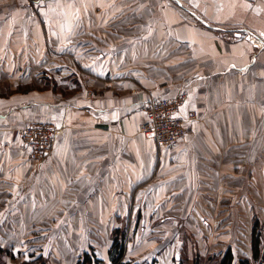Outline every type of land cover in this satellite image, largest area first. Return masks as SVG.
<instances>
[{"label":"crops","instance_id":"obj_1","mask_svg":"<svg viewBox=\"0 0 264 264\" xmlns=\"http://www.w3.org/2000/svg\"><path fill=\"white\" fill-rule=\"evenodd\" d=\"M43 9L57 22H35ZM17 72L55 77L58 92L0 105V223L73 222L82 237L81 224L122 218L143 247L170 240L131 249L141 264H171L182 223L193 264L229 246L252 257L250 233L242 253L228 231L216 239L202 224H237L236 207L264 201V0H0V78ZM184 90L179 114L198 118L159 149L139 131L144 106ZM49 116L59 129L37 159L10 132Z\"/></svg>","mask_w":264,"mask_h":264},{"label":"rangeland","instance_id":"obj_2","mask_svg":"<svg viewBox=\"0 0 264 264\" xmlns=\"http://www.w3.org/2000/svg\"><path fill=\"white\" fill-rule=\"evenodd\" d=\"M29 1V0H28ZM47 0H42L39 2H32V4H42ZM30 2V1H29ZM37 8V7H36ZM42 10L37 11L34 16L35 22L39 23H55L57 22V9L52 10ZM40 12V13H39ZM23 31V30H22ZM20 30V33L22 32ZM49 51L52 52L53 48H49ZM55 53V52H54ZM53 53V54H54ZM41 66V64H37ZM25 63H21V67H24ZM56 66V63L54 64ZM40 67L39 69H41ZM49 69L48 67H46ZM12 68H6V70H11ZM54 70V67H53ZM35 72V71H34ZM36 74V73H34ZM15 77H3L0 78V105L7 107L11 102H19L20 97H26L27 95L34 97L31 93V90H40L43 86L50 88L55 93L58 92V80L55 77H44L40 76H30V73H14ZM42 82L44 84L42 85ZM46 88V89H47ZM92 90V89H89ZM88 91V90H87ZM94 91V90H92ZM95 93V91H94ZM193 94H191L192 96ZM27 96V97H29ZM87 96V95H86ZM178 96V95H177ZM174 96V97H177ZM171 97V98H174ZM189 98V97H188ZM29 99V98H28ZM51 99L56 100L57 97L52 94ZM27 100V99H26ZM22 102L25 100H21ZM196 111L197 115L198 111ZM190 111V112H192ZM23 113L19 112L20 116ZM27 114V113H26ZM55 113H50L53 115ZM198 118V116H197ZM196 118V119H197ZM195 120V119H194ZM33 122H44L55 124L56 119L53 116L41 120H29L24 123L19 124L14 131L11 130L13 134V142H17L19 145H22V148H26L30 153L33 154L32 147L26 144L21 136L22 130L27 127L30 123ZM56 125V124H55ZM56 135L53 139H55ZM14 142V143H15ZM53 143V141H52ZM34 156V154H33ZM260 193H256L257 198ZM254 200V199H253ZM254 202L259 203V205L251 207H236L234 209V214L237 219V224L228 223H212L202 224L203 230L210 233L211 230H214V236L210 234L209 237L219 238L221 234L228 231V238L234 241L239 242V248L242 253L245 252V243L247 242L248 234L252 232V227L255 219L260 220V228L262 231V238L264 242V204L260 199L254 200ZM84 209V208H83ZM217 210L225 211L226 208H217ZM227 213V212H226ZM242 216V219H238V216ZM230 216L232 217V210L230 211ZM4 219V218H3ZM229 219L226 217V220ZM225 220V219H224ZM241 220V222H240ZM235 222V221H234ZM236 223V222H235ZM16 226V230L10 233V227ZM75 225L71 223H62V222H33V223H11L8 221H3L0 223V264H78L79 261L84 260V254L88 253L90 261L87 264H104L102 249H106L108 244L109 250L112 245V242L115 237L124 242L125 252L122 260L119 262H113L111 257H108L105 253V257L109 264H141V261H138L133 258H129L128 254L131 253V249L134 251L139 248L142 250L145 247H149L155 244L154 248H160L167 246L170 243V240L161 239L159 243H153L143 247V239L140 237L139 233L136 234L135 227L138 226L135 223L124 222L120 218L119 222H93V223H84L81 224L82 237L81 233H75ZM154 225L152 224V227ZM156 226H160L157 224ZM151 224H149V229L151 230ZM179 229V244H182L181 253L177 252L172 259L174 264H193L195 259L200 257L199 254L193 252L195 248V243L193 238L186 232V228L182 223L178 224ZM210 229V231H209ZM230 230V233H229ZM239 238H241L239 240ZM141 239V240H140ZM111 241V243H110ZM216 241V240H214ZM213 242V241H212ZM242 247V248H241ZM247 247V246H246ZM106 251V250H105ZM79 253V254H78ZM244 255V254H243ZM131 256V255H130ZM239 257H244L239 255ZM76 258V259H75ZM79 258V259H78ZM194 258V259H193ZM218 258L217 253L215 255H205L201 259V264H215V260ZM78 259V261H76ZM151 261V259H150ZM155 261V259H153ZM76 262V263H75ZM121 262V263H120ZM171 263V264H172Z\"/></svg>","mask_w":264,"mask_h":264},{"label":"built area","instance_id":"obj_3","mask_svg":"<svg viewBox=\"0 0 264 264\" xmlns=\"http://www.w3.org/2000/svg\"><path fill=\"white\" fill-rule=\"evenodd\" d=\"M29 1L32 3L42 0ZM86 95L89 99L95 97L92 90H88ZM188 97L186 90L174 98L151 95L144 106L145 115L139 125V131L152 138L159 149L175 147L186 135L189 122L198 116L196 111L190 112L188 116L179 114ZM58 129L57 125L52 123L33 122L22 130L21 136L23 141L32 147L34 157L41 159L51 151L52 141Z\"/></svg>","mask_w":264,"mask_h":264},{"label":"trees","instance_id":"obj_4","mask_svg":"<svg viewBox=\"0 0 264 264\" xmlns=\"http://www.w3.org/2000/svg\"><path fill=\"white\" fill-rule=\"evenodd\" d=\"M252 257H237L231 246L225 248L215 260V264H264V242L260 228V220H254L251 233ZM125 246L122 240L114 238L109 253L113 262H119L124 256ZM88 253L84 254V260L78 264H87L90 261ZM121 263V262H120ZM195 264H200L197 259Z\"/></svg>","mask_w":264,"mask_h":264}]
</instances>
